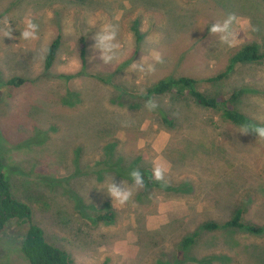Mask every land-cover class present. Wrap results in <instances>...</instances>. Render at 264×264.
I'll return each instance as SVG.
<instances>
[{
	"label": "rangeland",
	"instance_id": "1",
	"mask_svg": "<svg viewBox=\"0 0 264 264\" xmlns=\"http://www.w3.org/2000/svg\"><path fill=\"white\" fill-rule=\"evenodd\" d=\"M230 13L237 18L232 46L209 35ZM5 19L16 39L4 37ZM28 19L39 25L37 40H19ZM109 23L118 26L120 47L117 59L105 64L92 46L96 31ZM57 37L46 70V52ZM246 44L264 49V0H0V155L13 197L29 206L46 240L73 264H174L187 234L228 220L235 208L245 222L264 225L263 140L252 131L241 134L191 98L154 97V111L141 98L162 78L187 76L210 97L244 90L236 109L263 126L264 62L204 82ZM154 51L162 63L153 60ZM138 62L154 64V71L134 70ZM11 78L23 83L9 86ZM158 111L174 120L173 128L161 123ZM111 150L107 161L121 158L140 172L163 165L168 171L160 183L172 189L145 188L127 205L112 203L103 189L112 178L132 181L95 173ZM104 202L115 218L96 223ZM25 230L12 224L0 234V264H28L19 251ZM199 237L192 250L198 259L216 254L231 258L229 264H264V236Z\"/></svg>",
	"mask_w": 264,
	"mask_h": 264
},
{
	"label": "trees",
	"instance_id": "2",
	"mask_svg": "<svg viewBox=\"0 0 264 264\" xmlns=\"http://www.w3.org/2000/svg\"><path fill=\"white\" fill-rule=\"evenodd\" d=\"M138 40L141 37H137ZM59 38L57 37L49 45L44 67L46 70L52 66L58 48ZM79 58L81 65L85 67L86 62V45L84 39L79 42ZM126 61L123 65H126ZM264 62V49L256 44H246L239 47L229 58L225 70L214 77H210L204 82L213 83L221 81L231 74L239 65L258 64ZM23 83L22 79L11 78L7 81L9 86H19ZM198 80L187 76H168L155 82L147 89L145 94L141 96L143 100H151L154 97L171 95L177 98H191L198 106L215 111L221 119L232 125L241 127L242 125L262 126L254 124L245 114L236 109V104L244 90H234L225 96L210 97L202 93L197 88ZM161 123L167 128H173L175 122L164 112L158 111ZM264 126V125H263ZM264 142V140H263ZM114 153L112 150L105 152V159L96 163L95 173L102 175L103 172H113L119 178L130 180L129 173L135 168V163L130 165L124 164L121 158H117L113 163L107 159H111ZM127 166V167H126ZM144 176L146 188H162L165 191H170L172 188L165 184L157 182L152 176V171L147 169L141 172ZM103 211L96 215L94 220L96 223H110L114 220L115 214L109 202H104L102 205ZM31 210L29 206L17 199L11 193L7 167L5 160L0 155V234L5 233L12 224L25 225L26 230L22 237L19 251L22 257L28 264H73L70 255L63 249L49 243L46 240L44 231L41 227L32 221ZM200 232L216 233L225 232L234 241L236 233H243L249 237L264 236V225H256L245 222L243 220V211L241 208H235L230 218L222 223L208 221L201 225L200 230L194 233L187 234L179 243L178 258H173L174 264H229L231 258L224 255L210 254L203 258H196L192 255V250L196 247ZM157 264H169V261L158 260Z\"/></svg>",
	"mask_w": 264,
	"mask_h": 264
},
{
	"label": "clouds",
	"instance_id": "3",
	"mask_svg": "<svg viewBox=\"0 0 264 264\" xmlns=\"http://www.w3.org/2000/svg\"><path fill=\"white\" fill-rule=\"evenodd\" d=\"M236 16L233 13H230L222 22H216L209 29V35L217 37L218 43H224L228 46H232L235 41V36L232 31V25L236 21ZM5 24L7 27V31L4 33V37H9L12 39H16L12 35L11 25L8 24L7 19H5ZM38 31L39 25L34 23L31 19L25 21V27L23 31H20V39L25 41L28 40H37L38 39ZM117 35H118V26L114 24H105L101 27L100 30L96 31L93 36V40L95 41L93 50L99 51V59L102 60L103 63L109 64L112 61L117 59V51L120 45L117 43ZM152 58L156 63H162L163 58L162 54L154 51L152 53ZM91 59H95V57H90ZM134 70H138L140 72H144L145 74H150L154 71V64H146L142 62H138L133 66ZM158 107V104L149 100L145 104V109L148 111H154ZM241 134H247L249 131L256 133L258 139L264 140V126H249L242 125L240 129L236 130ZM168 169L163 165L157 163L154 164L152 169V176L157 182H165V175ZM129 177L132 180V184L128 185L125 181H121L120 184L114 182V179L107 184L105 188H103L107 195L111 197L112 203L115 202L117 205L124 206L129 202H133V195L135 191L145 189V179L141 174L139 169H133L129 173Z\"/></svg>",
	"mask_w": 264,
	"mask_h": 264
}]
</instances>
